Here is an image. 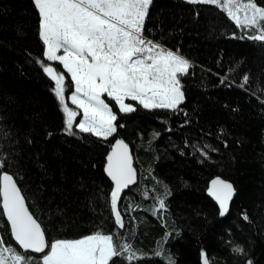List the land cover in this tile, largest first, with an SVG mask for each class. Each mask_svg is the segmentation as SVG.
Returning <instances> with one entry per match:
<instances>
[{
    "label": "trees",
    "instance_id": "trees-1",
    "mask_svg": "<svg viewBox=\"0 0 264 264\" xmlns=\"http://www.w3.org/2000/svg\"><path fill=\"white\" fill-rule=\"evenodd\" d=\"M187 7L184 0H154L151 12L153 19L158 17L164 21L165 31L174 27L182 29V34H173L169 46L179 44L185 54L199 62L195 76L186 80L187 100L183 107L198 110L196 115L187 117L191 124L180 127L181 120L185 119L183 114L169 115L165 110H145L142 106L133 114L119 113L115 101L105 96L118 112L121 123L126 125L119 132L129 143L141 173L140 191H125L121 208L129 203L134 207L138 202L146 207L126 213V228L133 233L134 246L145 252H154L164 232L171 230L164 247L176 257L177 264H203L201 248L206 250L210 264H243L245 257L231 251L234 242L248 247L256 264H264V105L246 89L236 85L221 86L214 72L207 71H222L216 63L222 54L225 66L243 58L237 79L245 70L259 76L264 69V48L258 42L233 38L226 32H211L209 23L218 20L227 31L240 33L234 22L217 7L204 6L198 20L185 11ZM35 33L36 13L30 0H0V111L7 114L8 123L21 129H33L36 144L29 152H40L41 158L48 162L47 174L29 162L27 177L20 178L31 210L43 218L50 236L85 234L94 230L93 225L99 226L95 219L98 214L88 205V195L90 190L95 191L94 185L108 187L101 153L114 140L110 137L107 141L91 143L95 137L81 141L59 132L62 113L50 92V78L40 65L31 62L36 56L46 60L42 57V42ZM53 63L70 81L62 64ZM201 66H204L203 71ZM202 81L208 84L207 88L202 87ZM225 101L230 106L239 104V110L232 112L224 107ZM159 116L170 121L171 131ZM45 124L47 130L54 131L53 137L47 138ZM221 125L230 133L224 137L229 140L227 147L218 138ZM153 130L161 133L155 140L150 139ZM185 136L193 142H208L219 147L221 151L213 154L215 161L201 163L190 147H186L184 153L172 147L173 143L184 146ZM238 139L241 143L236 142ZM157 155L159 160L154 159ZM89 162L96 167H91ZM149 165L172 189L165 217L168 228L147 211L152 201L142 196V190L151 191L155 183L148 172ZM215 175L233 181L238 187L229 211L222 217L216 203L206 193ZM41 183L47 199L36 190L35 185ZM49 201L53 211L55 207L65 208L67 215L50 214L46 207ZM244 211L248 212L250 221L244 220L241 215ZM132 216L136 220H132ZM49 221L55 222V230ZM115 227L114 220L103 225L105 230ZM142 264H167V260L164 256H151Z\"/></svg>",
    "mask_w": 264,
    "mask_h": 264
},
{
    "label": "snow or ice",
    "instance_id": "snow-or-ice-1",
    "mask_svg": "<svg viewBox=\"0 0 264 264\" xmlns=\"http://www.w3.org/2000/svg\"><path fill=\"white\" fill-rule=\"evenodd\" d=\"M30 2L36 13L35 34L42 42V57L46 58L36 56L31 62L40 65L43 73L50 78V92L54 94L62 113L59 132L81 141L95 137L91 143L107 141L110 137L114 142L101 153L108 187L94 185L95 191L90 190L88 195V205L98 214L95 219L99 226L93 225L94 230L85 234L65 236L58 233L50 236L49 227L42 217L31 210L20 186L21 176L28 175L29 162L45 174L48 173V162L41 158L40 152H29L36 144L33 129H21L14 123H8L9 117L0 111V264H142L151 256H164L167 264H177L176 257L164 247L171 230L164 232L154 252L136 248L131 240L133 233L126 228V213L146 205L138 202L133 207L129 203L121 208V201L125 191H140L141 173L134 164L129 143L119 132L126 125L121 123L118 112L105 94L118 105L119 113L133 114L142 106L145 110H165L169 115L183 114L185 119L181 120L180 127L190 125L187 117L196 115L198 110L183 107L187 100L186 80L195 76L199 62L185 54L179 44L169 46L168 43L174 33L182 34V29L174 27L165 31L164 21L158 17L153 19L151 9L154 0ZM184 4L188 6L185 11L197 20L204 6L217 7L228 20L234 22L240 33L227 31L218 20L209 23L211 32H226L233 38L258 42L264 48V0H184ZM17 30L20 31L19 28ZM53 62L62 64L70 74V81ZM216 63L222 71H207L214 72L221 86L236 85L246 89L264 105V69L259 76L245 70L237 79L243 58L225 66L221 54ZM201 69L203 71L204 66ZM201 84L208 87L204 81ZM69 91L70 97L66 95ZM69 98L75 107L69 106ZM127 98L138 104L127 102ZM224 107L236 112L240 105L230 106L225 101ZM158 119L168 123V130L171 131V123L165 116ZM45 128L47 138L53 137L54 131L47 130V124ZM226 134L230 135L223 125L219 126L218 138L225 147L229 145V140L224 138ZM160 135L159 131L153 130L150 139L155 140ZM236 142L241 143L239 139ZM182 143L184 146L173 143L172 147L181 153L190 147L201 163L214 162L213 154L221 151L215 144L193 142L188 136L183 138ZM154 159L159 160L160 157L157 155ZM89 164L96 167L91 162ZM148 172L155 183L151 191L142 190V196L152 201L147 211L160 218L164 227L168 228L165 217L169 209L167 198L172 189L155 175L151 165ZM35 187L42 198L47 199L44 184ZM207 192L217 202L218 214L224 216L238 187L233 181L215 175L208 183ZM46 207L53 216L57 212L67 215L65 208L55 207L53 211L51 201ZM241 215L244 220H251L247 211ZM113 220L116 227L105 230L103 225ZM132 220L136 217L132 216ZM49 224L55 230V222L49 221ZM175 231L179 233L180 230L176 228ZM29 250L34 255L29 254ZM231 251L245 257L243 264H256L244 244L234 242ZM200 258L203 264H210L204 248L200 249Z\"/></svg>",
    "mask_w": 264,
    "mask_h": 264
},
{
    "label": "water",
    "instance_id": "water-1",
    "mask_svg": "<svg viewBox=\"0 0 264 264\" xmlns=\"http://www.w3.org/2000/svg\"><path fill=\"white\" fill-rule=\"evenodd\" d=\"M130 151H131V149H130ZM132 152V151H131ZM134 164H135V160H134ZM136 166V165H135ZM206 193H207V195L216 203V205H217V207H218V204H217V202L214 200V198L213 197H211V195L207 192V189H206ZM226 215V214H225ZM222 217V216H221ZM6 219V218H5ZM12 239H14V238H12ZM29 253H33L31 250H29ZM34 254V253H33Z\"/></svg>",
    "mask_w": 264,
    "mask_h": 264
},
{
    "label": "rangeland",
    "instance_id": "rangeland-1",
    "mask_svg": "<svg viewBox=\"0 0 264 264\" xmlns=\"http://www.w3.org/2000/svg\"><path fill=\"white\" fill-rule=\"evenodd\" d=\"M66 70V69H65ZM69 76H70V74H69ZM71 78V77H70ZM72 90H74V85H73V89ZM105 96H106V94H105ZM68 97H70V93L68 94ZM68 101L70 102V104H71V100H70V98L68 99ZM127 102H132L131 101V98H127ZM73 107H75L74 105H72Z\"/></svg>",
    "mask_w": 264,
    "mask_h": 264
}]
</instances>
